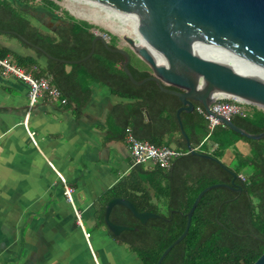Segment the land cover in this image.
Returning a JSON list of instances; mask_svg holds the SVG:
<instances>
[{
	"label": "trees",
	"instance_id": "1",
	"mask_svg": "<svg viewBox=\"0 0 264 264\" xmlns=\"http://www.w3.org/2000/svg\"><path fill=\"white\" fill-rule=\"evenodd\" d=\"M16 1L29 5L36 2ZM40 4L52 13L61 10V6L52 0H41ZM64 12L66 15L61 17L60 24L52 31L44 32L32 23L20 5L11 0H0V28L17 32L58 59L85 58L96 36L94 29L110 35V45L118 46L117 36ZM9 35L33 48L18 35ZM35 50L37 57L22 56L0 42V58L13 55L22 67L39 66L42 69L40 76L51 77L68 98V106L76 112L80 113L91 100L92 85L100 83L124 100L112 115L114 123H121L122 137L131 127L139 139L180 151L170 169L135 165L132 175L104 196L100 217L103 225H106L105 211L109 201L118 197L131 200L139 211H152L162 216L143 224L125 206L117 205L113 210V221L138 228L126 230L118 238L126 240L144 264H157L163 252L184 232L187 214L201 191L217 183L233 184L232 171L238 175L235 182L244 187L243 191L217 187L205 193L195 210L188 235L174 246L162 264H253L264 253V137L250 139L222 124L211 129L206 117L195 108L194 112L181 113L185 131L199 152L211 154L215 159L192 154L177 116L182 105L180 99L161 91L155 81L135 85L123 69L120 53L109 51L99 41L94 55L88 60L66 64ZM40 57L47 59V66L39 61ZM129 67L137 80L151 75L149 66L133 52ZM233 121L250 133H263L264 109L255 107L247 117L236 116ZM240 140L250 145L249 153L244 154L236 147ZM231 148H234L236 166L223 161L226 151ZM167 204L169 214L160 207Z\"/></svg>",
	"mask_w": 264,
	"mask_h": 264
},
{
	"label": "crops",
	"instance_id": "2",
	"mask_svg": "<svg viewBox=\"0 0 264 264\" xmlns=\"http://www.w3.org/2000/svg\"><path fill=\"white\" fill-rule=\"evenodd\" d=\"M28 17L49 32L62 15ZM17 40L0 37L13 53L37 57ZM6 58L17 64L13 55ZM39 61L47 66L45 57ZM92 89L80 113L46 99L30 107L29 86L4 76L0 66V264H144L126 240L100 223L105 193L132 175L134 163L112 116L124 100L100 83ZM236 147L250 152L243 140ZM223 161L237 165L234 148Z\"/></svg>",
	"mask_w": 264,
	"mask_h": 264
},
{
	"label": "water",
	"instance_id": "3",
	"mask_svg": "<svg viewBox=\"0 0 264 264\" xmlns=\"http://www.w3.org/2000/svg\"><path fill=\"white\" fill-rule=\"evenodd\" d=\"M108 7L119 9L137 17V29L146 45H141L131 36H125L131 51L151 69V75L137 80L129 65L132 52L124 47H113L106 37L96 33L90 53L83 59H58L42 47L33 44L15 31L0 29L3 33L18 35L25 43L40 50L49 59L66 64H79L95 53L100 41L111 52L123 56V69L135 85L155 81L161 91L177 96L181 106L177 116L188 151L208 159V153L199 152L192 145L181 118L182 112H194L202 105L208 114L228 128L250 138L260 139L264 132L253 134L236 125L233 118L214 113L212 104L218 94L241 98L264 108V78L238 71L232 65L198 54L193 46L203 44L230 55L244 63L264 69V0H92ZM233 184L217 183L199 193L190 211L184 232L161 255L157 264H162L168 253L188 235L193 215L202 197L209 190L226 187L241 192L244 187L235 182L238 175L233 172ZM117 205L128 208L143 224L150 219L162 217L152 211H139L127 198H114L106 207L105 222L115 235L137 227L123 225L112 220ZM264 264V253L253 263Z\"/></svg>",
	"mask_w": 264,
	"mask_h": 264
},
{
	"label": "built area",
	"instance_id": "4",
	"mask_svg": "<svg viewBox=\"0 0 264 264\" xmlns=\"http://www.w3.org/2000/svg\"><path fill=\"white\" fill-rule=\"evenodd\" d=\"M0 66L3 68L4 76H15L23 80L29 86L30 107H33L42 99H46L50 102H60L62 105H69L68 98L64 95L61 88L53 83L51 77L35 75V71H39L38 66H33L31 70H28L13 63L9 58H0ZM255 107L264 109L241 98L225 94H218L216 101L212 104L214 113L228 118H234L236 116L247 117L252 113ZM196 109L200 114L206 117L211 129L220 124L224 125L212 115L208 114L202 105L198 104ZM28 118L29 117H27V121ZM125 138L129 145L134 166L139 164H151L164 169H170L174 159L181 154L180 151L174 147L166 145L157 146L148 140L139 139L131 127L126 129ZM241 177L243 180H246L244 175H241ZM72 193L73 189L66 186V195L70 200H72ZM87 235L89 236V234Z\"/></svg>",
	"mask_w": 264,
	"mask_h": 264
},
{
	"label": "rangeland",
	"instance_id": "5",
	"mask_svg": "<svg viewBox=\"0 0 264 264\" xmlns=\"http://www.w3.org/2000/svg\"><path fill=\"white\" fill-rule=\"evenodd\" d=\"M35 1L36 2L33 3L32 5H29L26 2H24L23 5L21 6V8L26 9L27 7H29V8H27V10L31 11L32 10L31 8L33 6H35V7L41 6V4H40L41 0H35ZM52 1L56 2L57 4H59L61 6V10L55 12L56 15L64 16V15H66L64 11H68L70 14H72L73 16H75L79 19L87 20V21L91 22L92 24L103 28L104 30H106V32H109L110 34L117 36L118 37L117 38L118 46L124 47L127 50H129L130 52H132V51L129 47V43L125 40V36L134 37L138 40V42L141 40V37L138 38L136 36V34L114 32L111 28V27H115V28H119V29L128 28L130 30L137 32L138 31V29H137L138 19H134V18H126V19H118L117 18L116 19V17L114 15H107L106 9L99 7V6H96V5H93L92 3L86 2L84 0H52ZM72 10H75L76 12L80 13L81 16L74 14L72 12ZM47 11L46 10L44 11V12H46V14H44V15H47V14L49 15L50 11L49 12H47ZM39 12H41V11H39ZM94 32L103 34L109 42L111 41V36L108 35L107 33H104L102 31H100L99 29H94ZM1 37H8L9 39H11L13 41L18 42L17 38L12 37L10 35L3 34V35H1ZM10 60L13 63H15V61L13 59H10ZM160 207H161V210L165 214H169V211H167L168 209H170L168 204L166 206L161 205Z\"/></svg>",
	"mask_w": 264,
	"mask_h": 264
},
{
	"label": "bare ground",
	"instance_id": "6",
	"mask_svg": "<svg viewBox=\"0 0 264 264\" xmlns=\"http://www.w3.org/2000/svg\"><path fill=\"white\" fill-rule=\"evenodd\" d=\"M86 2L92 3L93 5L102 7L104 9H106L107 11V15H114L116 17V19H126V18H134L137 19V17L133 16L130 13H127L125 11L119 10V9H114L111 7H108L104 4L92 1V0H84ZM72 12L76 15H80V13L76 12L75 10H72ZM112 30L114 32H119V33H130V34H136V36L138 38L141 37V35L139 34V31H133L130 30L128 28H115V27H111ZM139 43L141 45H146L145 41L142 39L139 41ZM193 49L198 53L201 54L202 56L209 58V59H214V60H218L221 62H225L228 63L230 65H232L233 67H235L238 71L243 72V73H248V74H255L258 76H261L264 78V69L260 68L258 66L252 65V64H248V63H244L230 55H227L225 53H222L218 50H215L211 47H208L206 45L203 44H196L193 46Z\"/></svg>",
	"mask_w": 264,
	"mask_h": 264
},
{
	"label": "flooded vegetation",
	"instance_id": "7",
	"mask_svg": "<svg viewBox=\"0 0 264 264\" xmlns=\"http://www.w3.org/2000/svg\"><path fill=\"white\" fill-rule=\"evenodd\" d=\"M14 4H16V5H20V6H22L23 5V3H20V2H18V1H16V0H11ZM32 7V6H31ZM30 7V8H31ZM27 8H29V7H27ZM27 8L26 9H24V11H25V14L26 15H44V14H46V12H44L46 9H44L42 6H39V7H35V6H33L31 9V11L30 10H27ZM39 11H41V12H39ZM47 11V10H46ZM44 12V13H43ZM47 12H49V11H47ZM56 15L55 14V12L54 13H50L49 12V15ZM48 15V14H47Z\"/></svg>",
	"mask_w": 264,
	"mask_h": 264
}]
</instances>
